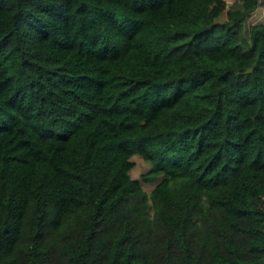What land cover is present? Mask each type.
Segmentation results:
<instances>
[{
  "label": "trees",
  "instance_id": "trees-1",
  "mask_svg": "<svg viewBox=\"0 0 264 264\" xmlns=\"http://www.w3.org/2000/svg\"><path fill=\"white\" fill-rule=\"evenodd\" d=\"M262 2L0 0V264H264Z\"/></svg>",
  "mask_w": 264,
  "mask_h": 264
},
{
  "label": "rangeland",
  "instance_id": "rangeland-1",
  "mask_svg": "<svg viewBox=\"0 0 264 264\" xmlns=\"http://www.w3.org/2000/svg\"><path fill=\"white\" fill-rule=\"evenodd\" d=\"M227 1L230 4V2H232L234 0H227ZM219 18H220V20H225L226 14L223 13ZM263 20H264V5L262 2L261 5L248 18L247 28H249L250 25H252L253 23L260 22ZM131 159L134 161V165H133L132 169L130 170V174L132 177L140 179L141 174L149 169L150 163L147 160H145L144 158H142L139 154H134L131 157ZM141 182L147 191H150L155 184L154 181H151V182L141 181Z\"/></svg>",
  "mask_w": 264,
  "mask_h": 264
}]
</instances>
